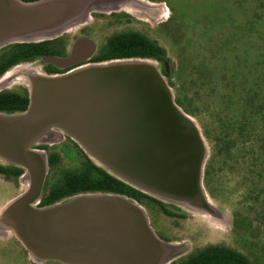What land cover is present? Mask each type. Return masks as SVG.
<instances>
[{
	"label": "water",
	"instance_id": "95a60500",
	"mask_svg": "<svg viewBox=\"0 0 264 264\" xmlns=\"http://www.w3.org/2000/svg\"><path fill=\"white\" fill-rule=\"evenodd\" d=\"M65 1L0 0V17L14 6L20 8L18 13L22 16ZM3 20L0 19V25ZM61 35L58 30L41 40ZM30 42L36 41L25 43ZM13 43L8 40L0 44L5 47ZM93 55L92 42L80 38L69 56L44 57V62L54 63L57 68L74 67L61 74L34 77L28 86L26 110L0 113V157L22 168V178L27 176L29 180L27 189L4 207L0 227L10 229L28 255L32 253L40 262L147 264L112 230L110 234L100 235L80 228L64 229L38 218L56 211L57 214L76 203L101 202L91 206V211L104 221L109 212L119 209L117 203L134 200L113 194H86L71 197L66 203L61 201L39 208L31 205L35 201L39 204L49 166L45 151L31 149L34 143L28 144L27 140L43 128L47 140L52 138L54 130L60 131L106 172L145 194L171 193L187 200L193 196L204 200L202 179L207 151L203 136L196 122L176 105L165 76L158 72L157 62L122 59L83 64ZM163 66L168 74L167 63ZM166 187L179 192L165 191ZM135 205L134 202L130 206L140 214ZM77 210L70 207L61 212L75 215ZM143 225L157 241L147 223L143 221ZM53 254L61 255V259H52ZM72 256L78 260L64 259Z\"/></svg>",
	"mask_w": 264,
	"mask_h": 264
},
{
	"label": "rangeland",
	"instance_id": "374dc122",
	"mask_svg": "<svg viewBox=\"0 0 264 264\" xmlns=\"http://www.w3.org/2000/svg\"><path fill=\"white\" fill-rule=\"evenodd\" d=\"M257 1L142 0L143 3L148 2L155 5V7H145L134 0H66L55 7H45L36 10L37 12L32 11L22 16L18 13L20 8L14 6L12 9L6 10L0 17V19H4L0 25V43L3 41L5 43L8 40L15 43H25L30 40L41 42L44 35L61 30V34L68 37L66 55H70L73 45L80 38H86L92 42L95 54L111 34L122 30H137L156 40L166 50L170 59V62L167 63L170 73L176 70L178 59L181 56L189 60L192 59L193 62H203L204 65L212 64L214 55L219 58L223 57L220 53L223 50V45H226L224 49L229 57L235 55L239 37L247 36V27L251 20L250 11ZM123 14L124 16H120ZM165 22L169 24L162 27ZM247 39L245 38L243 41L245 42L244 48L240 54L248 50ZM3 47L4 45L0 44V49ZM231 51H235L234 54H231ZM45 64L47 62L43 60H36L19 66L29 67L36 72L37 76L43 77L49 76L44 73L43 65ZM157 64L158 72L161 73L162 65L158 62ZM51 65L56 67L54 63ZM72 67L74 65L61 69L67 70ZM165 82L168 84L166 77ZM15 88H26L28 91V87L18 80L9 82L1 87L0 91ZM171 91L174 97V89L171 88ZM188 116L196 122L203 136L198 118ZM54 132L51 133V143L50 139L46 138L45 128L40 133L33 132L27 140L28 144L34 143L30 148L38 149L37 146L43 145L47 147V152L59 153L60 169L77 167L81 159L74 145L75 142L58 130H54ZM203 142L207 151L204 160L206 163L210 147L204 137ZM91 161L101 167L95 160L91 159ZM7 164L11 163L0 157V165L5 167ZM219 177L222 192L218 199L211 198L203 187L208 202L198 196L187 200L171 193L147 194L167 205L177 215L175 217L166 216L152 203L144 206L134 201L142 209V212L138 214L130 206L134 202L127 200V203H117L119 209L109 212L110 214L106 215L104 221L95 217L91 211V206L102 204L101 202L95 204L93 202L76 203L59 210L57 214H55L56 211L44 216L40 215L38 218L50 220L63 226L64 229L80 228L100 235L110 234V230H112V232L120 234L121 241L130 246L147 264H169L210 244H223L242 251L232 226L233 213L240 205L242 190L237 186L235 175L225 171L220 173ZM21 179L22 176L17 181H11L0 175V214L8 202L26 190ZM165 191L179 192L173 187H166ZM69 201H71L70 198L62 203ZM33 207H37V205ZM70 207L77 208L78 212L75 215L64 213ZM120 208L131 211L135 219L129 211L123 212ZM62 210H66L63 212L64 214L61 212ZM143 221L149 225L158 238H156L157 241L147 233ZM0 264L86 263H70L60 260L35 263L30 259L28 252L14 233L10 232L8 237L0 238Z\"/></svg>",
	"mask_w": 264,
	"mask_h": 264
},
{
	"label": "trees",
	"instance_id": "16d2710c",
	"mask_svg": "<svg viewBox=\"0 0 264 264\" xmlns=\"http://www.w3.org/2000/svg\"><path fill=\"white\" fill-rule=\"evenodd\" d=\"M250 12L247 36L239 37L236 54L229 57L223 45L220 51L223 57L214 55L212 64L204 65L181 56L176 70L167 74L163 66L170 62L166 50L137 30L111 34L88 61L148 59L160 63L162 75L175 91L176 105L184 113L198 118L203 137L209 144L202 179L207 193L214 199L220 197V173L226 171L237 177L242 195L233 213L232 226L242 251L223 244H210L169 264H264V0H258ZM168 24L165 22L162 27ZM245 38H248V50L240 54ZM67 47L66 35L41 42L9 44L0 49V77L20 64L44 57H64ZM43 68L48 74L66 72L51 64ZM27 106L26 88L0 91V113L24 112ZM74 145L81 159L75 168L60 169L59 153L49 152L50 171L40 207L81 194H113L144 206L152 203L166 216H177L164 203L97 166ZM37 148L47 150L43 145ZM22 174L23 169L16 165H0V175L7 180L17 181Z\"/></svg>",
	"mask_w": 264,
	"mask_h": 264
},
{
	"label": "bare ground",
	"instance_id": "6f19581e",
	"mask_svg": "<svg viewBox=\"0 0 264 264\" xmlns=\"http://www.w3.org/2000/svg\"><path fill=\"white\" fill-rule=\"evenodd\" d=\"M136 2H139L140 4H142L145 7H155V5L151 4V3H143L142 0H134ZM34 77H37L36 72H34L31 68L26 67V66H16L14 68H12L11 70H9L6 75H4V78L0 81V88L4 87L5 85H7L9 82L13 81V80H18L20 82H22L23 84H25L27 87L30 86L32 84V80H34ZM192 120V119H191ZM193 121V120H192ZM194 124V123H193ZM50 139V143H51ZM48 141V142H49ZM21 183H23V185L26 187H28L29 185V180L27 176H23V178L21 179ZM204 196V200L206 202H208L205 194ZM118 199H122V198H118ZM125 200V199H123ZM37 204V201L33 202L31 205L34 206ZM139 212H142V209L135 205L134 206ZM147 226L149 227V225L147 224ZM7 227H3V225L0 227V236H3L6 233H9L11 230L10 229H6ZM151 231V229H150ZM12 232V231H11ZM153 235V234H152ZM154 237V235H153ZM30 259L33 260L35 263H39L40 261H37V259H35V257L32 255V253L30 254ZM52 259H61V255L58 256L56 254L52 255ZM63 259V258H62ZM64 259L67 260H71V261H76L78 260V258L76 259V257L72 256V257H66Z\"/></svg>",
	"mask_w": 264,
	"mask_h": 264
},
{
	"label": "flooded vegetation",
	"instance_id": "af4514ba",
	"mask_svg": "<svg viewBox=\"0 0 264 264\" xmlns=\"http://www.w3.org/2000/svg\"><path fill=\"white\" fill-rule=\"evenodd\" d=\"M43 70H44V68H43ZM67 71V70H66ZM44 73H46L47 75H54V74H48V72H46L45 70H44ZM3 76V75H2ZM1 76V77H2ZM0 77V78H1ZM2 91V90H1ZM38 149H40V148H38ZM41 150H44L45 151V153H46V156H47V160H48V154H49V152H47L46 151V149H41ZM78 150V149H77ZM10 165H13V164H7L6 166H10ZM5 166V167H6ZM48 166H49V164H48ZM49 171H50V168L48 169V172H47V174L49 175ZM1 176H3V175H1ZM4 177V176H3ZM48 177V176H47ZM47 177L45 178V181H44V183H43V186H42V190H41V197H42V193H43V189H44V186H45V183H46V181H47ZM6 179V178H5ZM7 180V179H6ZM41 197H40V200H41ZM68 199V198H67ZM65 200V199H64ZM63 201V200H62ZM61 202V201H60ZM39 204H40V201H39ZM37 205V207H40V205ZM42 207H44V206H42ZM11 232V231H10ZM9 232V233H10ZM9 233H6V234H4L3 236H0V238H5V237H8L9 236Z\"/></svg>",
	"mask_w": 264,
	"mask_h": 264
}]
</instances>
